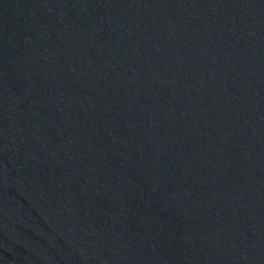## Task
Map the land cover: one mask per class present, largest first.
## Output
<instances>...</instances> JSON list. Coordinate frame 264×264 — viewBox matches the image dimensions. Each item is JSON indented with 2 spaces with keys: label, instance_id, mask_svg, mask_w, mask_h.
I'll return each instance as SVG.
<instances>
[{
  "label": "water",
  "instance_id": "water-1",
  "mask_svg": "<svg viewBox=\"0 0 264 264\" xmlns=\"http://www.w3.org/2000/svg\"><path fill=\"white\" fill-rule=\"evenodd\" d=\"M0 264H264V0H0Z\"/></svg>",
  "mask_w": 264,
  "mask_h": 264
}]
</instances>
